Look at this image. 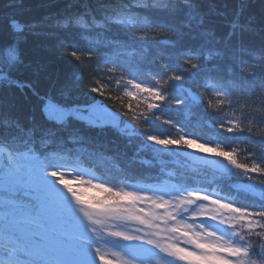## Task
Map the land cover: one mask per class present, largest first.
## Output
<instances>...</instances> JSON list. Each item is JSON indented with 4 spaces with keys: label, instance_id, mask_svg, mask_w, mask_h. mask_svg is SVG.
<instances>
[{
    "label": "trees",
    "instance_id": "trees-1",
    "mask_svg": "<svg viewBox=\"0 0 264 264\" xmlns=\"http://www.w3.org/2000/svg\"><path fill=\"white\" fill-rule=\"evenodd\" d=\"M175 77L202 100H190ZM132 83L156 95H132ZM46 99L102 103L119 120H56L43 110ZM176 148L225 155L240 168L213 180L200 164H184ZM0 154L36 175L63 168L94 178L100 190L83 200L100 208L118 203L132 218L129 236L106 233L121 253L162 247L153 226L163 217L143 219L154 204L144 188L160 191L177 215L188 197L204 199L196 217L240 246V264H264V191L243 190L242 177L249 171L264 184V0H0ZM0 184V244L16 264L43 263L49 248L28 240V222L37 236L61 232L59 225L70 235L75 222L64 214L75 208L65 201L71 195L50 181L35 189L42 198L27 183ZM220 204L240 208L242 217Z\"/></svg>",
    "mask_w": 264,
    "mask_h": 264
},
{
    "label": "rangeland",
    "instance_id": "rangeland-1",
    "mask_svg": "<svg viewBox=\"0 0 264 264\" xmlns=\"http://www.w3.org/2000/svg\"><path fill=\"white\" fill-rule=\"evenodd\" d=\"M128 89L132 95L146 99L150 98L149 100L156 95L152 87L137 83L130 84ZM43 110L47 116L56 120H62L70 114L93 124L115 123L119 120V115L116 111L98 102L86 106H65L50 99H46L43 104ZM217 127L221 128L219 126ZM213 141H215V139H213ZM217 144L216 141L213 147H219ZM184 164L188 163L185 162ZM21 165L23 164H16L14 168L10 167V162L3 154H0V182H15L17 184L27 183L32 193L37 196V198H42V195L36 192L35 189L40 186L45 187V181H50L53 185L60 187L65 193L71 195L72 198L66 196L65 201H69L71 206L75 207L73 211H70V215L64 214L72 218L73 222H75V224H73V229H75L69 232L70 235L66 234L64 231L65 229L59 225L58 228L61 232H53L48 238H45L43 235L37 236L34 233L38 231L37 228L34 225H30V222H28V230L31 233L28 240L37 244H43L47 246L49 249L46 248L50 251L49 254H46V261L35 264H200L199 262H203L204 264H225L224 262L233 261L232 258H234L238 264L241 263L240 259L237 257L239 256L237 249H240V246L234 244L232 247L227 243L224 236L221 237L218 235L214 229L208 227L207 223L196 217L199 215L198 212L203 213L206 209L204 202H202L204 199L200 197H188L187 203L184 204L186 212L177 215L173 205L170 203L167 204L166 200H164L165 197L160 191L148 192V189H140L139 191L141 194L148 196L149 200L154 201V204L150 206L151 210H148L150 213H145L143 219L148 220L149 218L153 221L156 215L158 218L161 216L163 217L162 222L164 225H162L163 223H159L158 226L156 225L158 229L152 224L156 232L162 235L160 237L156 236L159 243L162 244V247H160V251L156 252L157 249H153L152 251L148 250L147 253L136 252L134 248L132 252H129L130 255H126L119 252L116 246L108 241L109 237H107L106 233L108 229H111L112 231L122 234L124 238L125 236H129L126 232L129 230L128 226L129 223L132 222V218L130 219L128 215V218L123 215L124 212H121L118 203H111L110 205L100 208L97 207L95 202L87 203L83 200V197L86 196L89 191L98 192L100 190L98 182H96L94 178L81 172H70V170L63 168H45L36 175L34 170L32 171V169L22 167ZM202 169L205 168L202 167ZM209 173H211L209 175L211 179H218V172ZM245 173L246 174L242 176L246 179V187H243V190L247 189L250 194H255L257 196L262 195L264 184L253 182L249 177L251 173L249 171ZM0 186L2 185L0 184ZM237 188H239V186ZM213 189L217 190V187L214 186ZM56 195L55 203L60 205L57 206L56 204H52L51 211L56 206L58 210L62 209L64 211L63 208H65V205L58 201L62 198L58 194ZM52 196L54 199L55 194H52ZM233 196L234 194L230 195L231 198H233ZM182 197L177 203L183 199ZM230 197L229 199H231ZM219 203L220 202H217L216 205ZM220 205L224 206L223 209L228 210L232 216L235 215L241 218L243 215L240 213V208H232L227 204ZM232 205L236 204L232 202L230 206ZM16 215L19 216L20 213H16ZM54 215L55 217H60V213ZM66 222H68L67 218ZM133 222H135V220ZM138 227L141 228V230L144 228L142 226ZM132 231L131 229V234L135 236L144 235L140 230H138V232ZM85 232L91 236V240L81 237V235L84 236V234H86ZM135 236H133V238H135ZM234 251L236 252L235 256ZM0 252L3 254L6 252V247L1 244ZM230 253L231 255H229ZM155 254H159V256ZM235 261L231 263L236 264Z\"/></svg>",
    "mask_w": 264,
    "mask_h": 264
},
{
    "label": "water",
    "instance_id": "water-1",
    "mask_svg": "<svg viewBox=\"0 0 264 264\" xmlns=\"http://www.w3.org/2000/svg\"><path fill=\"white\" fill-rule=\"evenodd\" d=\"M173 82L176 86L184 90L186 96L190 100L197 102L202 100V95L186 85L181 78H173ZM174 152L191 162L211 166L213 169L221 173H226L229 169H237L240 167L231 158L226 156L205 154L184 148H176Z\"/></svg>",
    "mask_w": 264,
    "mask_h": 264
}]
</instances>
